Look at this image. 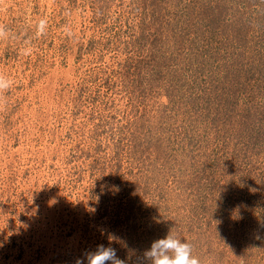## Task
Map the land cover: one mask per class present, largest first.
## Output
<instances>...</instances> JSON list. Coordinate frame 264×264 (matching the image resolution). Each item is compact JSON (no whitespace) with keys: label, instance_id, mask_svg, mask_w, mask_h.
<instances>
[{"label":"rangeland","instance_id":"obj_1","mask_svg":"<svg viewBox=\"0 0 264 264\" xmlns=\"http://www.w3.org/2000/svg\"><path fill=\"white\" fill-rule=\"evenodd\" d=\"M0 29V264L171 231L264 264V0H0Z\"/></svg>","mask_w":264,"mask_h":264},{"label":"clouds","instance_id":"obj_2","mask_svg":"<svg viewBox=\"0 0 264 264\" xmlns=\"http://www.w3.org/2000/svg\"><path fill=\"white\" fill-rule=\"evenodd\" d=\"M45 21L40 22L39 32L44 31ZM3 30L0 29V35ZM71 35V33H68ZM11 81L0 74V92L6 90ZM259 238V236H257ZM192 245L175 238L172 231L166 238L154 240L149 249L137 256L132 264H200L198 257L193 254ZM77 264H126V260L117 255V250L111 246L97 245L94 251H86Z\"/></svg>","mask_w":264,"mask_h":264}]
</instances>
